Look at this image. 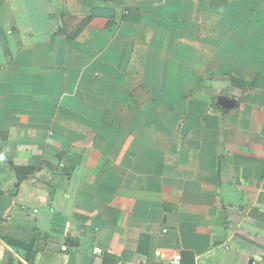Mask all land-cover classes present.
Listing matches in <instances>:
<instances>
[{
  "label": "crops",
  "instance_id": "crops-1",
  "mask_svg": "<svg viewBox=\"0 0 264 264\" xmlns=\"http://www.w3.org/2000/svg\"><path fill=\"white\" fill-rule=\"evenodd\" d=\"M0 264H264V0H0Z\"/></svg>",
  "mask_w": 264,
  "mask_h": 264
},
{
  "label": "trees",
  "instance_id": "trees-1",
  "mask_svg": "<svg viewBox=\"0 0 264 264\" xmlns=\"http://www.w3.org/2000/svg\"><path fill=\"white\" fill-rule=\"evenodd\" d=\"M76 20V17L73 16H65L62 18V25L60 31L64 33L65 37L70 38V32L72 31L71 26Z\"/></svg>",
  "mask_w": 264,
  "mask_h": 264
},
{
  "label": "built area",
  "instance_id": "built-area-1",
  "mask_svg": "<svg viewBox=\"0 0 264 264\" xmlns=\"http://www.w3.org/2000/svg\"><path fill=\"white\" fill-rule=\"evenodd\" d=\"M122 2H124L125 0H121Z\"/></svg>",
  "mask_w": 264,
  "mask_h": 264
}]
</instances>
